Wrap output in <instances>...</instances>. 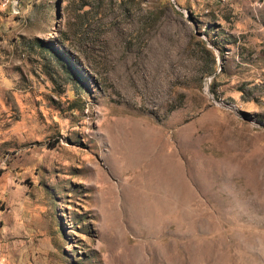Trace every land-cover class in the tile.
I'll return each mask as SVG.
<instances>
[{"label": "rangeland", "instance_id": "rangeland-1", "mask_svg": "<svg viewBox=\"0 0 264 264\" xmlns=\"http://www.w3.org/2000/svg\"><path fill=\"white\" fill-rule=\"evenodd\" d=\"M0 264H264V0H0Z\"/></svg>", "mask_w": 264, "mask_h": 264}, {"label": "water", "instance_id": "water-1", "mask_svg": "<svg viewBox=\"0 0 264 264\" xmlns=\"http://www.w3.org/2000/svg\"><path fill=\"white\" fill-rule=\"evenodd\" d=\"M260 127H262V125H260Z\"/></svg>", "mask_w": 264, "mask_h": 264}]
</instances>
